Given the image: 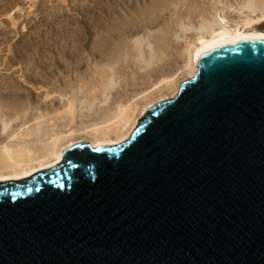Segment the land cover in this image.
Returning <instances> with one entry per match:
<instances>
[{
  "label": "water",
  "instance_id": "obj_1",
  "mask_svg": "<svg viewBox=\"0 0 264 264\" xmlns=\"http://www.w3.org/2000/svg\"><path fill=\"white\" fill-rule=\"evenodd\" d=\"M197 68L126 141L0 181V264H264V41Z\"/></svg>",
  "mask_w": 264,
  "mask_h": 264
},
{
  "label": "bare ground",
  "instance_id": "obj_2",
  "mask_svg": "<svg viewBox=\"0 0 264 264\" xmlns=\"http://www.w3.org/2000/svg\"><path fill=\"white\" fill-rule=\"evenodd\" d=\"M110 1H111V3H109V4H107L106 2H105L106 4H103L104 0H92L93 3H91L92 4L91 6H90V4L85 5V8H83V6H80L79 9L82 7L83 10L85 11V12H83L84 13L83 18L85 19V21L83 22V25H82V23L80 24V27H79L80 30L72 28V30L70 32H68L69 33L68 35L65 34V35H67V37H72V38H70L69 41L70 42H72L74 40L78 41V39L79 40L80 39L85 40L87 36L88 37H91V36L97 37L98 36L97 41H95L96 44H95L93 49L95 51L101 53L102 49L104 51V49L109 45V43H111V42L115 43L118 38L122 37L121 35H124L127 31H129V26L127 25V27H125L126 21L121 20L120 22H115L116 18H114V21L112 23V20H111V19H113L114 16L120 14V11H121L120 5L121 6L123 4L125 5V3L128 0H110ZM136 1L141 2V0H136ZM152 1L150 0V4ZM169 1H168V3H170ZM172 1H174L173 3L175 5H177L175 2H177L178 0H171V2ZM206 1L205 0H203V1L202 0L201 1L200 0L199 1L193 0L192 2H194V6L192 7L190 5L191 11H188V14L186 12L187 15L184 18H182V21H183V19H185L186 17L188 19H191L192 17H195V18L199 17V20H198V18L196 20V22L198 21L197 26H196V23H195V26H191V25L186 26L185 24H186V20H188L187 18L185 19V24L183 23L184 21L183 22L181 21L182 23L181 22L179 23L180 24V31H179L180 33L183 34L188 30H193V36L190 37L187 44L185 43L186 48L183 50L184 54H185V59H184L183 65L180 67V69L175 71V72H171V73L167 72L168 74H165V72H164V75H161L152 84V86L150 87V89H152L151 91L146 92L149 89L146 91H141V94H142V95L140 94L141 97L136 99L138 93L134 92L133 93L134 95L133 94L131 95L132 98L127 99V97H126L124 99L125 101H123L121 99L122 102L119 101L118 103L113 105V108L109 107L108 108L109 110L106 109L103 112V114L100 113V110L96 111V113L99 112L101 114L100 116L99 115L98 116H92L93 113L90 115L89 112L92 111V109L94 108L95 105L100 104L101 102L105 103L106 100L108 101V99H106L108 97L107 94L110 91V89H112V87L114 86L113 76H110V77L107 76L108 78L106 79L105 78L106 75H105L103 77L104 79L102 78V82H100L99 86L97 87L98 91H99V93H97V94L103 95L104 100H101V98L96 94L95 95L92 94L91 97L87 98L89 96V95L86 96L88 92H86V95L84 96V91H83L84 85H82V81H83V84H85V83H84V80H82L83 78H80V77H79L80 79H78V77H77V81H78L77 83L78 84H75V85H77V87H73L75 85L71 84L73 86L70 85L71 87H69L70 91L68 93H63L59 90H53V87H55V86H52V85L56 82L58 84L60 82V80H62L58 74L63 73L62 69H58L59 68L58 65L57 66L53 65L54 62L50 63V64H52L51 67L54 66L53 69H51V67H49L50 69H47L48 67L43 68L46 65H43V66L40 65L43 68L42 71H40V73H39L41 75L40 76L33 75V78L35 81L37 79L41 80V84H42V82H44V83L46 82V84H47V81H49V83H48L49 85H50V83H52V85H50V86L49 85L47 86L46 84L39 86V87H41L40 89L43 88V93H41V94L39 93L40 95H37V97L35 96L36 98H34L32 95H28V96H26L27 97L26 99H23L21 96H18L19 95L17 93L18 87H16V85H13L12 84L13 82L10 81L11 83H9L6 81L8 84L6 83V86L3 85V87H0V88L3 90V92L6 95H9V97L10 96H12V97H10L11 98L10 99L7 96L10 100L8 98H6L8 101H6L5 104H3L5 101L4 102L2 101V103H1V104H3V106H1V110H0V133H1V135L4 136V140L0 143V181L5 182V181H11V180L12 181L21 180V179H24V178H27V177L33 175L34 173H36L38 171L46 170L50 167H53L62 161V154L67 148L71 147L72 145H74L75 143L80 142V141L81 142L84 141V142L89 143V145L93 148L103 147V146H113V145H117V144H120V143L126 141L131 136L135 127L138 124V121L140 120V118L143 117L144 112L149 107L153 106L155 103H157L159 101H162V100H165L168 98L176 97V95L178 94V91H179V84H180L179 76L180 75H183L182 78H185V79H189V78L194 77L195 73H197V71H198V68H197L198 65L203 60H205L206 58H208L209 56H211L217 52H220V51L228 49V48L244 45V44L258 43V42L264 41V39L260 38V37H264V29H262V27L264 26V0H208L207 2ZM142 2H143V4H142L143 6L147 5V4H145V2L147 3L146 0H142ZM179 2H181V1L179 0ZM161 3H162V0H160L159 2H157L155 0V1H153V3L151 5L148 4V8L151 11H155V10H157V8L158 9L160 8L159 6H161ZM164 3H167V0ZM164 3H162V6ZM167 4H166L165 9L168 7ZM170 4H168V5L170 6ZM152 6H153L154 10H152V8H151ZM164 6H165V4H164ZM164 6H163V9L160 8V10L161 9L164 10ZM117 7H119L118 9H120V10H118ZM144 8H143V10H144ZM148 8H145V10H148ZM190 8H189V10H190ZM193 8L197 9V12H195V10ZM90 10H93L92 11L93 16H90V14H89ZM124 10H126V9H124ZM142 12H144V11H142ZM142 12H141V15L143 14V18H144L145 17L144 15H146V14L142 13ZM155 12H157V11H155ZM122 14H120V15H122ZM155 15H157V13ZM139 16H140V14H139ZM146 16L148 17V13ZM158 16L159 15H157V17ZM180 16H182V15H180ZM9 17H10V15H9ZM149 17L151 19V14H149ZM149 17H148V19H149ZM152 17H154V16H152ZM84 19H82V20H84ZM133 19H134V17H133ZM145 19H147V18H145ZM77 20L78 19H76L75 21H77ZM174 20H175V18H174ZM127 21L130 22V20H127ZM189 21L190 20H188V22ZM72 22H74V21H71V23ZM146 22L148 23V21H146ZM149 22H150V20H149ZM67 23H68V21H67ZM71 23H70V25H71ZM192 23H193V21H192ZM133 24H134V21H133ZM59 25H62L61 27L64 26L63 24H59ZM173 25L175 26L176 24H173ZM58 27L61 28L60 26H58ZM72 27H73V24H72ZM70 28H71V26H70ZM63 29L68 31V29L67 28L65 29V27H63ZM163 30H165V29H163ZM167 31L168 30L165 31V34L168 33ZM174 32L177 33L178 31H174ZM65 33H67V32H65ZM79 34L82 36L81 38L79 37L80 36ZM170 36H172V35H170ZM138 37L139 38H137V37L134 38L135 39V41H134L135 43L133 44L134 46L131 44L135 48L134 54L137 53L139 59H141V60L143 59L142 61L145 62L146 65L148 64V66H149L152 62L154 63V61L152 59H154V56L157 53L154 50V48L152 47V44H154V43H152L151 41H153V40H151V41L149 40L147 43V46L149 47V50H150V52H148L150 54L147 56L145 54L147 52L146 51L144 52V50L142 51V48H141L144 40L142 38H140L139 35H138ZM152 37H154V36H152ZM155 37L157 38L159 36L155 35ZM174 37L175 38H181V36H179L178 33H177V35L174 34ZM71 39H74V40H71ZM158 39L162 40L160 37ZM63 40L65 41L66 39H63ZM61 44H58V45L60 46ZM81 44H82V41H81ZM81 44H79V45L82 46ZM69 45H70V43H69ZM77 45L75 44V46H77ZM48 46H50V45L48 44ZM71 46H69V47L71 48ZM80 46H78V47H80ZM120 46H122V45L120 44ZM158 46H159V44H158ZM51 47H53L52 42H51ZM72 47H74V45ZM133 47H132V49H133ZM75 48H77V47H75ZM82 48H84V47H82ZM110 48L111 47H109V50H110ZM116 48L119 49V47H116ZM71 49H73L72 52H75V50H77V49L74 50V48H71ZM78 49H80V48H78ZM46 50H47V48H46ZM46 50H45V52H47ZM53 50H55V49H53ZM60 50L62 51V49H60ZM44 54L45 53H43V56H46ZM40 55H41V53H40ZM49 55H48V57H49ZM75 55H77V57ZM75 55H74V57H75L76 61H74V62H76L75 65L77 67L82 63V58L80 56H78V53H76ZM157 55H159V54H156L155 57L159 58L160 56L158 57ZM35 56L38 57V54ZM64 56H60V57L58 56L59 58L58 57L57 58H58V61L60 63L58 61H57V63L64 66L67 70V69H69V65L71 63L68 62V59H67L68 57L66 58ZM26 57H28V56H26ZM38 58L43 60L42 59L43 57L39 56ZM38 58H36V59H38ZM49 58L51 59V57H49ZM52 58L55 59V56H53ZM34 60H35V58H34ZM41 60H39V61H41ZM46 60H48V58H46ZM134 60H136V59H134ZM157 60H159V59H157ZM39 61H38V63H39ZM70 61H72V60H70ZM32 62H33V60H32ZM36 62H37V60H36ZM47 62H49V61H47ZM112 62H114L113 59H112ZM112 62L110 64V67L108 64V67H109V69H111V71L113 70V67H112L113 63ZM45 64H47V63H45ZM95 65H97V64H95ZM35 66H36V64H35ZM40 66L38 67L39 70H40ZM65 68H63V69H65ZM32 69H33V66H32ZM35 71L38 72V70H35ZM64 72H65V70H64ZM100 72H102V71H100ZM155 73H157V72H155ZM98 74H99V72H98ZM29 75H31V74H29ZM27 78L23 79L24 82L27 81ZM64 78H66V77H64ZM182 78L180 77L181 80H182ZM11 79H9V80H11ZM12 81H14V80H12ZM31 81H33V80H31ZM99 81H101V80H99ZM58 87H60V86H58ZM97 88H95V92H96ZM37 91L38 90H36V92ZM39 92H41V91H39ZM153 92L159 93L160 96L155 100H152V99L149 100ZM57 93L60 97V101L57 102V103H59L58 104L59 106L55 107V105L54 104L52 105V103H53V98H55V100H56V97H54V95ZM140 98H142V103L144 101L143 98L145 99V104L144 105L141 104L143 106L138 104ZM40 102H41V104H40ZM50 103H51V105H50L51 109H48V110H47V108H46V110L43 109L44 106H46L47 104H50ZM42 105H44V106H42ZM97 108H95V110L100 109V108H98V109ZM95 110H93L94 115H96ZM50 114H54L55 116L51 115L52 116L51 117ZM48 115L50 116L49 118H47ZM83 117H85V118L87 117V119H88L86 121L87 123L81 122L80 124L79 123L76 124L77 119H79V118L82 119ZM30 121L33 122V124L31 126L28 124ZM60 122L61 123L63 122L62 124L65 123V125H64L65 128L63 127V125H61V127L59 126ZM76 136H78V137H76Z\"/></svg>",
  "mask_w": 264,
  "mask_h": 264
},
{
  "label": "rangeland",
  "instance_id": "obj_3",
  "mask_svg": "<svg viewBox=\"0 0 264 264\" xmlns=\"http://www.w3.org/2000/svg\"><path fill=\"white\" fill-rule=\"evenodd\" d=\"M146 1H147V3L145 2V4H147V5H144V6L142 5L143 4L142 0H141V2L136 1V0H128L125 3V5L123 4L124 6L120 5V9H121L120 14H122V13L123 14L122 15L119 14V15L114 16L113 19H111L112 23L114 21V18H116L115 22H120L121 20H124V21H126L125 27H127V25L129 26V31H127L124 35H121L122 37L118 38L115 43L113 42L114 44L112 42L109 43V45L107 46L108 48L106 47L104 49V51L102 49V51L100 53V52H97L93 49L95 44H96L95 41H97L98 36L97 37L96 36H91V37L87 36L85 40L83 39L84 41L82 39H80V40L78 39V41L71 39V40H74L72 42L69 41L70 38H72V37H67V35L69 34L68 32H70L72 30V28L78 30L80 27V24L82 23V25H83V22L85 21V19L83 18V14H84L83 12H85L83 10V8H85V5H87V4L88 5L90 4V6H91L92 5L91 3H93L92 0H0V87H3V85L6 86L7 82H9V83L13 82L12 84L16 85V87H18L17 88V93L19 94L18 96H21L23 99H26L27 98L26 96L32 95L34 98H36L37 95H40L41 93H43V88L40 89L41 87H39V86L46 84V82L45 83L42 82V84H41V80H38L37 78H36L37 79L36 80L37 82H36L33 78V75L40 76L41 75V74H39L40 71H42L43 68H47V67H48L47 69H50L49 67H51V65H52L50 63L54 62L53 65H55V66L58 65L59 66L58 69L63 70L62 71L63 73L58 74L62 80H60V82L58 84L56 82L53 85H52V83H50V85L55 86V87H53V90H59L63 93H68L70 91L69 87H71L75 84H78L77 83L78 82L77 77H78V79L83 78L82 80H84V83L86 84V85L83 84V81H82V85H84V88H83L84 89L83 90L84 96L86 95V92H88L86 96L89 95L87 98L91 97L92 94L98 95L97 93H99V91H98L97 87L99 86L100 82H102V78L105 75H106L105 76L106 79L108 78L107 76H109V77L113 76L114 86L112 87V89H110V91L107 94L108 95V97L106 98V99H108V101L106 100L107 103L101 102L100 104L95 105L94 108L92 109V111L89 112L90 115L93 113L92 116H98V115L100 116L101 114H103V112L106 109L109 110L108 109L109 107L113 108V105H115L119 101H121V102H122V100L125 101L124 99L126 97H127V99L132 98L131 95L134 92L138 93L136 99L141 97V95H142L141 91H146L148 89L149 90L146 92L151 91L152 89H150V87L152 86V84L161 75H164V72H165V74H168V73L175 72V71L180 69V67L183 65V62L185 59V54H184L183 50L186 48V44H187L188 40L190 39V37L193 36V30H188L183 34L179 32L180 31V24L179 23L182 21V18H184L188 14V11H191L190 5L192 7L194 6V2H192L193 0H180L181 2H179V0H178L177 2H175L177 5H175L173 3L174 1L171 2V0L170 1L167 0V3H168V1L171 3V4L168 3V4H170V6L167 3H164L166 0L165 1L162 0V3L165 4V6L163 4L164 10H162L163 6L161 3L162 7L161 6H159V7L162 8L161 9L162 11L160 10V8L159 9L157 8V10H155L157 12L149 10L148 4H150V0H146ZM153 1H155V0H153ZM153 1L151 2V4L153 3ZM156 1L159 2L160 0H156ZM105 2L107 4L111 3L110 0L109 1L104 0L103 4H106ZM166 4L168 7L165 9ZM80 6H83V8L81 7L79 9ZM144 7L148 8L149 11L145 10ZM118 8L119 7H117V9ZM143 8H144V10H143ZM151 8H152V10H154L153 6ZM189 8H190V10H189ZM120 9H118V10H120ZM124 9H126V10H124ZM141 10L144 12H142ZM194 10H195V12H197V9H194ZM92 11L93 10H90V13H89L90 16H93ZM141 12L145 13L146 15L148 13V17H149V14H151V19H150V17L148 19V17L146 15H144L145 17L143 18V14L141 15ZM186 12H187V14H186ZM156 13H157V15H159L158 17H157V15H155ZM139 14L141 17L139 16ZM9 15H10V17H9ZM180 15H182L183 17ZM152 16H154V17H152ZM133 17H134V19H133ZM145 18H147V19H145ZM174 18H175V20H174ZM194 18L195 17H192L191 19L187 18L190 21L188 22V20H186V24H185V19H183L184 22L183 21L182 22L186 26H190V25L195 26V23L197 26L198 21L196 22V20H197V18L199 20V17H196L195 19ZM76 19H78L77 21L79 23L77 21H75ZM82 19H84V20H82ZM66 20L68 21V23ZM127 20H130V22H128ZM149 20H150V22H149ZM191 20L193 21V23ZM71 21H74V22L71 23ZM133 21H134V24H133ZM146 21H148V23ZM70 23H71V25H70ZM59 24H63L64 25L63 27H65V29L67 28L68 31L64 30L63 27H61L62 25H59ZM72 24H73V27H72ZM173 24H176V25L174 26ZM58 26H60L61 28H59ZM70 26H71V28H70ZM163 29H165V30H163ZM262 29H264V26L262 27ZM166 30H168L167 31L168 33L166 32L167 34H165ZM174 31H178L177 33L179 34V36H181V38H175L174 34L177 35V33ZM65 32H67V33H65ZM65 34H67V35H65ZM138 35L140 36V38H142L144 40V42L142 44L143 47L141 46L142 51L144 50V52L145 51L147 53L150 52L149 47L147 46V43L149 40L150 41L153 40V41H151L152 43H154V44H152V47L157 52L156 54H159L157 56L158 57L160 56L159 58H157V57H155L156 56V54H155L154 59H152L155 64L152 62L148 66V64L146 65V63L142 61L143 59L142 60L139 59L137 53L134 54L135 53L134 52L135 48L133 47L134 46L133 44L135 43L134 38H136V37L139 38ZM155 35L159 36L163 41L158 39L159 37L156 38ZM170 35H172V36H170ZM152 36H154V37H152ZM79 37L81 38L82 36L80 35ZM63 39H66V40L64 41ZM81 41H82V44H81ZM51 42H52V46L54 48L51 47ZM69 43H70V45H69ZM48 44L50 46H48ZM58 44H61V45L59 46ZM75 44L76 45L78 44V45L75 46ZM79 44H81L82 46H80ZM120 44L122 46H120ZM158 44L160 47L158 46ZM68 45L69 46L74 45V47L71 46V48H74V50L77 49V50H75V52L78 53V56H80L82 58V63L77 67L75 65L76 62H74V61H76V59L74 57V55L76 53L72 52L73 49H71ZM78 46H80V47H78ZM75 47H77V48H75ZM82 47H84V48H82ZM109 47H111L110 50H109ZM116 47H119V49H117ZM132 47H133V49H132ZM46 48H47V50H46ZM78 48H80V49H78ZM53 49H55V50H53ZM60 49H62V51ZM45 50L47 52H45ZM40 53L42 56L40 55ZM43 53H45L44 55H46V56H43ZM147 53H145V54L148 56L150 53H148V54ZM37 54H38V57L39 56L43 57L42 58L43 60H41L40 58L35 56ZM48 55H49V57H51V59L48 57ZM26 56H28V57H26ZM53 56H55V59L52 58ZM58 56L59 57L64 56L66 58L68 57L67 58L68 62L71 63L69 65V69H67L68 71L66 70V68L64 66L59 64L60 62L58 61V58H59ZM75 56L77 57V55H75ZM34 58H35V60H34ZM36 58H38V59H36ZM46 58H48V60H46ZM111 58L114 60V62H112ZM156 58L159 60H157ZM134 59H136V60H134ZM32 60H33V62H32ZM36 60H37V62H36ZM39 60H41L42 62ZM70 60H72V61H70ZM38 61H39V63H38ZM47 61H49V62H47ZM57 61L59 63H57ZM111 62L113 63V66H112L113 70L112 71H111V69H109ZM45 63H47V64H45ZM35 64H36V66H35ZM95 64H97V65H95ZM108 64H109V67H108ZM40 65H42V66L46 65V66H44L42 68V66H40ZM32 66H33V69H32ZM39 66H40V70L38 68ZM61 66L65 69H63ZM53 68H54V66L51 67V69H53ZM35 70H38V72H36ZM64 70H65V72H64ZM100 71H102V72H100ZM154 71L157 73H155ZM98 72H99V74H98ZM29 74H31V75H29ZM182 76L183 75L179 76V81H180L179 87L185 80H187L185 78H182ZM64 77H66V78H64ZM180 77L182 78V80L180 79ZM24 78H27V81L24 82V80H23ZM9 79H11V80H9ZM12 80H14V81H12ZM31 80H33V81H31ZM99 80H101V81H99ZM48 83H49V81H47V84H46L47 86L49 85ZM71 84H73V85H71ZM58 86H60V87H58ZM73 87H77V85H75ZM95 88H97L96 92H95ZM36 90H38V91L36 92ZM39 91H41V92H39ZM152 95H151L149 100H151V99L155 100L160 96L159 93H154V92L152 93ZM7 96L9 97V95H6L3 92V90L0 88V110H1V106H3V104L6 103V101H8L6 99V98H8ZM98 96L101 98V100H104L103 95H98ZM10 97H12V96H10ZM54 97H56V100H55V98H53L52 105L54 104L55 107L59 106L58 105L59 103H57L60 101V97H59L58 93L55 94ZM140 99H139V102L137 101L138 104L144 105L145 99L143 98V100H144L143 103H142V98H140ZM168 99H171V98H168ZM2 101L3 102L5 101V102L3 104H1ZM157 103H155V104H157ZM40 104H41V102H40ZM47 105L46 106L42 105L45 107V108L43 107V109H45V110H46V108H47V110L51 109V106H50L51 103L47 104ZM143 105H141V106H143ZM97 107L100 109H98ZM95 108H97L98 110H95ZM93 110H95V113H96V111L100 110L101 114L99 112H97L96 115H94ZM51 115L55 116L54 114H50V116ZM50 116L48 115L47 118H49ZM84 118L85 117H83L82 119L81 118L77 119L76 124L77 123L80 124L81 122L85 123L88 119H87V117L85 118L86 120ZM62 123L61 122L59 123L60 127H61V125H63V127H64L65 123L64 124H62ZM28 124L31 126L33 124V122L30 121ZM2 136L3 135H1V133H0V143L4 140V136L3 137ZM76 137H78V136H76ZM80 142H77V143H80ZM77 143H75V144H77ZM84 143H87V142H84Z\"/></svg>",
  "mask_w": 264,
  "mask_h": 264
},
{
  "label": "snow or ice",
  "instance_id": "obj_4",
  "mask_svg": "<svg viewBox=\"0 0 264 264\" xmlns=\"http://www.w3.org/2000/svg\"><path fill=\"white\" fill-rule=\"evenodd\" d=\"M261 39H264V37H260Z\"/></svg>",
  "mask_w": 264,
  "mask_h": 264
}]
</instances>
